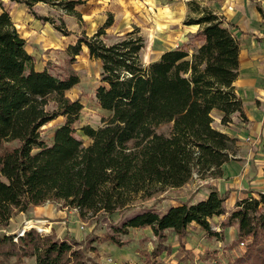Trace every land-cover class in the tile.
<instances>
[{
    "label": "trees",
    "instance_id": "trees-1",
    "mask_svg": "<svg viewBox=\"0 0 264 264\" xmlns=\"http://www.w3.org/2000/svg\"><path fill=\"white\" fill-rule=\"evenodd\" d=\"M24 4L39 19L55 23L34 9L38 3L59 7L82 21L77 6L85 0H9ZM184 23L197 24L194 34L201 40L193 51L182 46L167 49L145 64L141 51L144 36L138 26L111 43L105 40L114 24V14L98 30L82 32L67 48L71 62L85 49L101 63V84L96 90L101 108L108 111L101 125H84L89 143L77 135L75 124L83 110L80 99L67 91L80 77H59L38 69L9 10L0 13V227H7L15 212L48 201L76 208L82 218L119 212L122 222L138 199L154 197L170 188L199 178L223 177L226 164L236 159L238 138L215 125L228 126L239 113L247 120L243 99L235 82L240 74V42L222 15L197 0L189 1ZM61 25L57 28L68 35ZM63 116L52 141L42 127ZM170 123V130L159 131ZM264 178V137L260 141ZM205 199L180 204L160 213L147 208L126 219L116 232L150 226L159 239L154 255L171 252L165 244L167 229L180 238L196 223L206 233L219 235L211 219L228 214L221 226L237 225L235 241L250 239L245 254L226 264H264V191H250L228 210L230 190L220 191L213 183ZM257 193V194H256ZM67 231H69L67 229ZM68 233V232H67ZM69 234V233H68ZM6 237H11L5 234ZM75 241L74 238H71ZM120 244L121 241L112 236ZM18 253L35 256L36 264H85L81 252L68 241L29 229L19 238ZM2 241L0 242V244ZM207 264H222L206 252Z\"/></svg>",
    "mask_w": 264,
    "mask_h": 264
},
{
    "label": "rangeland",
    "instance_id": "rangeland-1",
    "mask_svg": "<svg viewBox=\"0 0 264 264\" xmlns=\"http://www.w3.org/2000/svg\"><path fill=\"white\" fill-rule=\"evenodd\" d=\"M189 1L85 0L84 3L76 7L82 13V21L75 15L65 13L59 7H53L47 3L35 5L34 9L38 14L52 17L55 23L39 19L24 4L9 0H0V13L3 8L10 11L18 29L27 39L28 50L35 54L37 68H46L63 78L69 73H75L80 77L79 83L69 89L67 95L72 99H80L84 105L80 119L75 126L77 135L84 140L85 144H88L89 138L84 134L82 127L87 124L98 127L101 125L103 117L109 113L100 107L96 97V90L101 84V63L90 58L87 49L77 55L74 62H71L67 51L68 46L76 43L78 35L82 32H86L88 35L95 33L104 24L109 12H112L114 24L107 29L105 40L108 43L114 42L119 35L138 26L145 39V46L141 51V58L145 64L159 58L163 51L177 46H182L193 52L198 47L200 39L194 35L195 33H186L184 30L187 28L184 20L190 11ZM197 1L200 4L209 5L211 0ZM185 10L188 12L185 13ZM61 18L65 22L64 26L71 32L68 35L57 28V25H61ZM214 116L215 125L218 128H225L227 133L239 139L236 144V159H232L226 165L227 171L225 170L223 177L212 180V177L202 179L195 176L193 180H198V182L203 180L204 182L202 181L201 184L205 187L209 183H213L216 187L221 188L222 192L230 190L229 198L226 201V208L230 210L234 208L239 196L246 195L252 190L264 191V178L261 169L262 147L258 138L241 128L242 120L240 118L234 116L228 126H223L219 121L220 114L215 112ZM64 120L63 116H59L42 127V134L47 141H52L54 130ZM170 127V123L161 125L159 131L167 133ZM164 193L166 192L156 194L154 200H149L151 198L138 199L135 202L136 206L132 209L154 206L168 198V193ZM161 194L164 195L160 196ZM51 203L59 208L67 207L63 206L61 202ZM75 211L78 212V209L75 208ZM129 211H127V215L130 214ZM119 216L118 211L100 213L87 218L80 216V223L76 221V224L78 226L80 224L79 228L84 232L87 231L88 234L85 233V237L77 238L66 230L64 238L68 239L81 252L85 264H110L109 259L118 262V264H165L160 257L165 256L168 252L165 251L159 255H154L152 252L159 243V239L154 233L143 228H129L127 233L116 232L117 226L122 224L119 221ZM35 218L39 217L32 218L27 215L24 219L21 212H15L8 226L0 227V242L2 241L0 264H36L35 256L27 257L18 253L20 242L14 240L15 233L25 225V221ZM228 218L229 215L225 214L211 219L213 228L220 232L219 235L206 233L202 228L193 225L190 232L194 236L198 235L196 249L198 247L199 251L193 253L191 249L180 244L182 249H180L179 255L181 256L176 257L172 264H207L205 261L206 252L212 253L213 258L226 264L237 256L245 254L250 239L235 241L237 235L231 233L233 225L224 228L221 226L222 223L227 222ZM40 219L48 218L40 217ZM51 220H49V230L44 234L57 237L56 228L60 224H54L51 230ZM5 234L11 237H6L3 240ZM112 236H116L121 243H115L111 239ZM71 238H74L75 241ZM165 244L170 245L168 239ZM171 252H173V248Z\"/></svg>",
    "mask_w": 264,
    "mask_h": 264
},
{
    "label": "crops",
    "instance_id": "crops-1",
    "mask_svg": "<svg viewBox=\"0 0 264 264\" xmlns=\"http://www.w3.org/2000/svg\"><path fill=\"white\" fill-rule=\"evenodd\" d=\"M207 6L224 17L226 24L233 28L234 34L239 39L241 47L240 74L235 82V85L238 94L243 99L247 120L243 121L238 112L233 115V119L234 116L240 118V120H242L241 128L253 137L258 138L260 142L264 137V0H211ZM184 12L187 13L188 11L185 10ZM185 26L187 27L184 29L186 33H196L199 29V25L197 24H185ZM32 54L35 56L34 53ZM222 130L228 132L225 128ZM261 163L263 164V159H261ZM228 164L229 163L226 165ZM199 181L201 182L193 180L192 178L182 187L167 189L164 192L168 193V198L163 199L154 206L152 205L146 208L132 209L129 211L130 214H126L124 220L120 223H123L126 219L141 213L147 208H153L160 213H164L170 207L179 205L180 199L192 198L193 202L205 199L210 192V188L201 184L204 182L203 180ZM170 190L172 191L169 192ZM164 194H161L160 196H163ZM249 194L250 193L239 196L238 199L247 197ZM155 198L156 197H153L149 200H154ZM74 211L75 208H59L51 202H46L42 205L32 206L28 211L21 212V214H23L24 219L27 215L32 218L42 217L48 218L49 220L52 219L51 230L54 224H60V226L56 228L58 238L64 239L67 229L77 238L85 237L88 232H84L79 228L81 225L79 224L78 226V224H76V221H79L81 218L79 213L76 212L77 210L75 212ZM72 213L76 214L74 215ZM71 215H73V217H71ZM224 215L225 214H222L220 216ZM193 225L198 226L196 223L191 224L188 228L187 235L182 239H180L179 235L176 234L173 229H167L165 231L168 235V244H170L173 248V252L160 257L165 264H172L175 262L176 257L181 256L179 255L181 252L180 249H182L180 244L186 246L188 249H191L193 253L199 251L198 247L196 249L197 241L199 239L197 237L198 235L195 234L194 236L192 232H190V228H192ZM130 228L149 229V231L153 232L150 226ZM169 232L170 234H168ZM231 233H235V236L237 235V225L231 226Z\"/></svg>",
    "mask_w": 264,
    "mask_h": 264
},
{
    "label": "built area",
    "instance_id": "built-area-1",
    "mask_svg": "<svg viewBox=\"0 0 264 264\" xmlns=\"http://www.w3.org/2000/svg\"><path fill=\"white\" fill-rule=\"evenodd\" d=\"M195 176L198 177L196 173L194 174V177ZM49 223L50 222L48 219L35 218V219L26 220L25 225L15 233L14 240L19 241V238L24 236L26 231L29 229H35L40 234L47 233L49 230L48 228ZM109 263L118 264V262L113 261L112 259H109Z\"/></svg>",
    "mask_w": 264,
    "mask_h": 264
}]
</instances>
